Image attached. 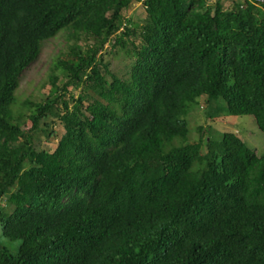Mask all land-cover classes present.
Instances as JSON below:
<instances>
[{"label":"trees","instance_id":"trees-1","mask_svg":"<svg viewBox=\"0 0 264 264\" xmlns=\"http://www.w3.org/2000/svg\"><path fill=\"white\" fill-rule=\"evenodd\" d=\"M60 32L49 94L21 101ZM197 107L264 136V0H0L1 237L20 241L0 264H264V154L209 125L190 139Z\"/></svg>","mask_w":264,"mask_h":264},{"label":"rangeland","instance_id":"rangeland-1","mask_svg":"<svg viewBox=\"0 0 264 264\" xmlns=\"http://www.w3.org/2000/svg\"><path fill=\"white\" fill-rule=\"evenodd\" d=\"M214 0H210L213 2ZM224 6L230 5V0H223ZM124 15L132 18L134 21H142L145 16V8L142 1H134L131 5L124 10ZM64 32L58 33L55 37L47 40L41 48V52L38 58L24 71L22 74L19 89L17 95L20 100H24L29 97H36V99H42L49 94L50 83L48 81L49 68L52 60L61 50L65 49L66 38ZM136 41L138 39L136 38ZM106 52L104 53L105 60L109 62V69L116 72L120 76H127L130 65L133 61V56L127 53L123 49H114L110 51V47L107 46ZM205 104L202 103V107ZM195 108L191 114H194L191 121L189 120L190 139H195L198 136V132L194 124H202L203 126H211L213 129L222 133L225 131L234 132L239 135L254 151L258 156L264 154V136L256 125V122L252 115H240V116H227L224 119L215 118L207 119L202 115L201 111ZM26 112L27 109H26ZM57 131V135L51 139L47 138L42 132L39 133V139H35L34 145L37 149L45 148L47 150H53L56 146L59 135L62 133V127L56 123L52 125ZM203 152L206 151L205 146L202 147ZM0 242L7 246L10 251L16 252L20 241H6L1 237V223H0Z\"/></svg>","mask_w":264,"mask_h":264}]
</instances>
